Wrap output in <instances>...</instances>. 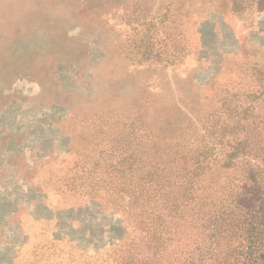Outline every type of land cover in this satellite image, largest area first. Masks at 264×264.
<instances>
[{
    "label": "rangeland",
    "instance_id": "obj_1",
    "mask_svg": "<svg viewBox=\"0 0 264 264\" xmlns=\"http://www.w3.org/2000/svg\"><path fill=\"white\" fill-rule=\"evenodd\" d=\"M263 61L264 0H0V264H115L132 185L170 187Z\"/></svg>",
    "mask_w": 264,
    "mask_h": 264
},
{
    "label": "trees",
    "instance_id": "obj_2",
    "mask_svg": "<svg viewBox=\"0 0 264 264\" xmlns=\"http://www.w3.org/2000/svg\"><path fill=\"white\" fill-rule=\"evenodd\" d=\"M240 73V85L218 101L216 119L204 128L189 164L167 177L170 187L160 173L132 185L127 214L138 234L115 264H248L249 257L264 258V61ZM76 166L66 179L80 184L88 168ZM196 206L200 217L193 225Z\"/></svg>",
    "mask_w": 264,
    "mask_h": 264
}]
</instances>
